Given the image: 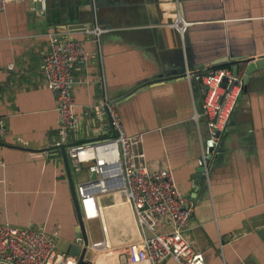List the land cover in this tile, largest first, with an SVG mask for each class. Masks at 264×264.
I'll use <instances>...</instances> for the list:
<instances>
[{"label": "crops", "instance_id": "obj_1", "mask_svg": "<svg viewBox=\"0 0 264 264\" xmlns=\"http://www.w3.org/2000/svg\"><path fill=\"white\" fill-rule=\"evenodd\" d=\"M37 6L7 0L0 11V121L6 127L0 223L57 232V250L68 253L77 218L62 154L54 147L65 145L67 152L107 137L109 118L93 109L106 96L116 103L126 133L143 136L139 149L147 170L170 169L193 205L187 236L205 264H264V70L245 76L251 59L264 56V0H46L43 14L31 9ZM96 26L103 30L97 39L86 33ZM54 33L81 40L87 51L85 64L72 71L78 127L64 143L57 134L56 95L46 89L43 70ZM228 63L237 65L242 90L209 182L197 185L208 131L196 76ZM70 168L75 187L91 180L86 167ZM101 204V218L85 222L88 240L107 237L111 247L137 243L139 229L123 197L104 196Z\"/></svg>", "mask_w": 264, "mask_h": 264}, {"label": "built area", "instance_id": "obj_2", "mask_svg": "<svg viewBox=\"0 0 264 264\" xmlns=\"http://www.w3.org/2000/svg\"><path fill=\"white\" fill-rule=\"evenodd\" d=\"M32 1L38 4L32 10L45 13L46 0ZM6 3L7 0H0V11ZM167 8L164 4V9ZM102 32L97 26L86 31L96 39ZM86 60L87 51L81 40L62 33L49 36L43 70L46 89L56 95L59 143L65 142L68 131L78 127L72 71L84 65ZM189 74L187 70L186 77ZM196 78L204 89L201 116L208 131V137L201 144L197 165L202 170L203 181L208 183L213 161L220 152L222 135L237 107L242 83L227 66L198 74ZM93 109L96 114L106 112L109 134L93 143L69 146L66 152L75 172L86 167L98 181L88 180L76 186L83 221L101 218L102 197L120 195L133 213L139 239L137 243L118 247H111L107 237L89 241L87 250L92 255L85 259L87 264H161L167 258L176 264H205L203 253L193 248L187 236L193 205L180 194L172 171L166 168L155 172L147 170L144 153L139 149L143 136L126 133L115 102L103 96ZM5 132L6 127L0 121V137ZM120 178L123 179L121 186L103 187L104 183L120 184ZM160 224L164 225L162 231L158 230ZM56 235L57 232L48 234L0 223V264H77V257L57 250Z\"/></svg>", "mask_w": 264, "mask_h": 264}, {"label": "water", "instance_id": "obj_3", "mask_svg": "<svg viewBox=\"0 0 264 264\" xmlns=\"http://www.w3.org/2000/svg\"><path fill=\"white\" fill-rule=\"evenodd\" d=\"M251 60L252 62L247 65L246 74H245L246 77L248 73L251 71L255 72L256 70H261V69L264 70V56H259ZM231 71H232L233 76L237 77L238 67L236 64L231 65ZM112 136H114V134H112ZM54 148L59 149L62 154L67 183H68V187L70 190V196H71V200L73 203L75 215L77 218V225L75 228V242L72 245H70L68 249V254L71 256L77 257V264H87L85 260V256H86L87 248L89 245V240H88V237L85 231L86 224H85V221H83V218H82V215L79 209V205H78V196L76 193L75 180L71 172L69 160L65 153L67 147L65 145H59V146H55ZM201 173H202V170L200 167H198L196 170V174L194 175V179H196L194 181V184L200 185L203 182V177ZM90 179L93 180L94 183H98V181H96V175L94 173L90 175ZM121 182H122V178H121ZM146 235L149 236L150 235L149 232L146 231Z\"/></svg>", "mask_w": 264, "mask_h": 264}, {"label": "rangeland", "instance_id": "obj_4", "mask_svg": "<svg viewBox=\"0 0 264 264\" xmlns=\"http://www.w3.org/2000/svg\"><path fill=\"white\" fill-rule=\"evenodd\" d=\"M83 173H86V174H87L86 171L83 172ZM86 176H87V175H86ZM75 177H76V180H77V181H80V180L82 179V177H83V178L85 177V174H82V173H81V174H76ZM86 257H87V258L90 257V253H89V252L87 253V256H86Z\"/></svg>", "mask_w": 264, "mask_h": 264}, {"label": "trees", "instance_id": "obj_5", "mask_svg": "<svg viewBox=\"0 0 264 264\" xmlns=\"http://www.w3.org/2000/svg\"><path fill=\"white\" fill-rule=\"evenodd\" d=\"M230 65H232V63H228V64H226L225 66H227V67L231 68V66H230ZM213 70H215V69H213ZM210 71H212V70H210Z\"/></svg>", "mask_w": 264, "mask_h": 264}, {"label": "bare ground", "instance_id": "obj_6", "mask_svg": "<svg viewBox=\"0 0 264 264\" xmlns=\"http://www.w3.org/2000/svg\"><path fill=\"white\" fill-rule=\"evenodd\" d=\"M103 187L106 188V183L103 184Z\"/></svg>", "mask_w": 264, "mask_h": 264}]
</instances>
